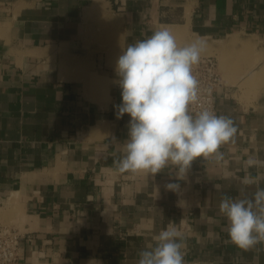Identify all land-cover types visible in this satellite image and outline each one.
Returning <instances> with one entry per match:
<instances>
[{
  "label": "crops",
  "instance_id": "obj_1",
  "mask_svg": "<svg viewBox=\"0 0 264 264\" xmlns=\"http://www.w3.org/2000/svg\"><path fill=\"white\" fill-rule=\"evenodd\" d=\"M167 28L218 59V115L235 142L185 178L119 173L128 121L116 61ZM258 163L248 165L249 158ZM180 184V192L167 183ZM264 188V0H0V221L21 235L20 264H137L174 223L185 262L264 264V242L238 248L224 196Z\"/></svg>",
  "mask_w": 264,
  "mask_h": 264
},
{
  "label": "clouds",
  "instance_id": "obj_2",
  "mask_svg": "<svg viewBox=\"0 0 264 264\" xmlns=\"http://www.w3.org/2000/svg\"><path fill=\"white\" fill-rule=\"evenodd\" d=\"M205 42L198 39L179 45L167 28L154 31L123 49L116 61L122 102L117 119L128 121L123 155L115 161L119 173L155 176L172 166L176 180H183L197 158L221 161L222 145L235 142L238 132L232 117L207 108L193 113L200 82L194 67L200 63ZM248 165L258 162L249 158ZM165 188L179 193L178 182ZM219 211L225 217L231 243L248 250L264 242V188L257 186L251 197L224 196ZM154 244L142 249L137 264H186L185 237L169 223L153 237Z\"/></svg>",
  "mask_w": 264,
  "mask_h": 264
},
{
  "label": "built area",
  "instance_id": "obj_3",
  "mask_svg": "<svg viewBox=\"0 0 264 264\" xmlns=\"http://www.w3.org/2000/svg\"><path fill=\"white\" fill-rule=\"evenodd\" d=\"M194 74L200 82V91L198 100L190 106L191 111L196 113L207 108L218 115V95L222 88L218 59L214 56L202 57L200 63L194 67ZM21 240L22 235L17 228L0 221V264H20Z\"/></svg>",
  "mask_w": 264,
  "mask_h": 264
}]
</instances>
